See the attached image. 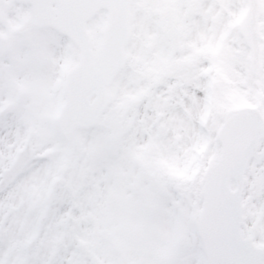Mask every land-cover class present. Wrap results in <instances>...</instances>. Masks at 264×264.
I'll return each instance as SVG.
<instances>
[{
  "label": "snow or ice",
  "instance_id": "snow-or-ice-1",
  "mask_svg": "<svg viewBox=\"0 0 264 264\" xmlns=\"http://www.w3.org/2000/svg\"><path fill=\"white\" fill-rule=\"evenodd\" d=\"M0 264H264V0H0Z\"/></svg>",
  "mask_w": 264,
  "mask_h": 264
}]
</instances>
